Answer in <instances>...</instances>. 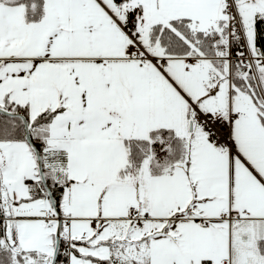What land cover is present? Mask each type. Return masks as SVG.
I'll return each mask as SVG.
<instances>
[{"label": "crops", "instance_id": "crops-1", "mask_svg": "<svg viewBox=\"0 0 264 264\" xmlns=\"http://www.w3.org/2000/svg\"><path fill=\"white\" fill-rule=\"evenodd\" d=\"M102 4L43 0V16L33 23L25 20L23 5L0 4V105L5 99L27 104L30 119L54 110L46 145L67 154L69 182L59 211L67 223L68 264L117 261L110 244L113 236L128 240L148 264H199L202 259L233 264L232 253L228 261L233 225H250L256 238L264 224V105L262 111L250 113L253 118L233 121L230 158L198 126L193 129L197 124L186 109L192 101L186 93L178 96L172 86L165 88L169 96H177L169 97L172 105L165 109L171 123H160L163 115L158 113L152 120L149 107L146 115L137 114L144 110L138 99L151 94L135 89L140 86L136 76L146 72L149 63L123 56L120 28L127 12L134 10L145 27L185 17L195 30L206 32L226 20L223 0H149L145 6L153 16L150 23L138 17L143 4L118 12ZM193 14L204 19L193 20ZM176 57L198 63L194 74L199 75V67L213 71L212 58L199 49ZM148 77L146 73L151 83ZM212 96L217 101L216 92ZM158 128H170L181 138L185 161L152 174L145 158L136 169L126 170L128 140L148 139ZM25 178H39L36 157L26 141H0V189L9 211L6 216L4 207L3 219L11 227L14 249L37 251L48 260L54 247V212L48 196H29ZM130 205L148 211L152 219L146 230L134 228L127 217ZM229 212L240 217L228 222ZM170 217L179 219L176 231L168 228L171 220L165 218ZM200 218L207 219L209 227L199 226Z\"/></svg>", "mask_w": 264, "mask_h": 264}, {"label": "trees", "instance_id": "trees-1", "mask_svg": "<svg viewBox=\"0 0 264 264\" xmlns=\"http://www.w3.org/2000/svg\"><path fill=\"white\" fill-rule=\"evenodd\" d=\"M127 1L114 0L115 4L119 6ZM223 3L226 20L224 22L221 21L217 28L206 32L195 30L191 26L190 20L185 17L173 18L167 23L158 21L150 26L148 32L149 42L152 45L160 46L163 53L171 56H181L199 49L201 53L212 58L211 61L217 69L224 71V60L226 61V59L218 58L219 52L222 53L224 48H226L224 45L227 22L225 0H223ZM235 3L238 10H240L239 0H235ZM0 4L23 5L24 17L28 23L38 21L43 16V0H0ZM133 11H128L127 16H135ZM244 27L248 37L251 38L255 52L264 56V10L262 12H254L251 22ZM234 53H236V49L233 46ZM231 64V82L233 85L231 90L233 92L241 90L254 98L257 97V90L249 68L243 66L238 59H234ZM260 74L261 86L264 92V65L260 66ZM0 107L11 112L21 113L27 119L30 137L40 152L45 180L50 188L54 202L60 210L63 191L69 182L66 171L67 154L65 150L49 149L46 145L48 124L55 111L45 109L33 119H30L27 104H20L5 99ZM14 140L26 141L23 120L18 116L0 113V141ZM30 150L34 154L31 148ZM145 158L149 159L150 172L156 174L164 172L165 169L173 167L176 163L185 161V148L181 138L172 129L158 128L151 131L148 139L135 138L128 140V164L126 170L136 169ZM24 181L29 186V196L31 198L48 196L40 177L37 180L25 178ZM3 216L4 208L2 207L0 189V264H49L52 254L49 256L50 259L47 260V256L37 251H15L12 249L6 238V223ZM61 217H63L62 214ZM261 231L260 228H257L256 246L258 252L264 257V237L261 236ZM60 235L61 239L54 264H68V239L63 219ZM108 264L119 263L117 261H109ZM128 264L148 263L130 260ZM199 264H212V262L208 259H202Z\"/></svg>", "mask_w": 264, "mask_h": 264}, {"label": "rangeland", "instance_id": "rangeland-1", "mask_svg": "<svg viewBox=\"0 0 264 264\" xmlns=\"http://www.w3.org/2000/svg\"><path fill=\"white\" fill-rule=\"evenodd\" d=\"M102 5H104L106 8L111 9L114 11H119L120 9H123L124 11L133 9L134 7H137L139 4H143L144 9L142 13L138 12V17L144 20V23H150L153 21V16H149L147 13V8L145 6L146 3H149V0H128L121 6L114 3L113 0H99ZM240 5V11L243 17L244 25L247 26L251 21V9H255L254 12H261L264 9V0H239ZM253 12V13H254ZM193 14V20H199L204 19V15H198ZM152 19V20H151ZM145 24H140L139 31L141 32L139 42L145 46L146 51L150 54L154 55L156 58V61L159 60L161 56H164L167 58L169 67L165 68L163 71L158 69L152 62H146V72L140 70L137 74V78L139 79L140 86L138 88H135L136 90H139L140 94L144 92L145 90H149L147 93L151 94L147 95L146 98L145 94L142 95V98L140 97L138 99V104H140V107H142V112H137V114H143L146 115L148 112L149 107V114L152 117V120L154 118V115H163L161 118L160 123H171L169 119V115L167 111L165 110L167 105H172V100H170L169 97H175L177 96L175 94H169L165 92V88L168 86H172L175 93L178 96H182V93H186L188 97H190L191 101L188 104H186V109L191 111V107L193 105H196L201 109H215L219 110L220 108L227 107L230 105L232 109L238 110V116L237 118H253V114L256 110L259 112L262 111V107L264 105V97L262 93L259 91V89L256 87L255 81L254 86L257 90V97H252L249 94L243 93L241 90H236V92H233L230 87H232V83L230 79L232 80L231 76V65L227 63V61L224 60L225 54H226V48L222 51V53L219 52V57L224 60V71L217 69L214 65L212 68V73L210 71H204L202 67H199V75L197 73L194 74V68L197 66L198 63L195 61L187 62L184 58H178L176 56L167 55L162 52V49L158 45H153L149 42L148 39V32L150 30L151 24L148 25V27L144 26ZM147 29V30H146ZM132 60H134L132 58ZM137 63L138 60H134ZM207 63V61H205ZM202 69V70H201ZM210 72V73H209ZM148 73L151 83L147 81V78H145V74ZM212 74V75H211ZM258 76L259 80L261 82V74H260V67H258ZM254 80V79H253ZM206 87H208L206 89ZM157 89H162L164 94L157 93ZM216 92L217 94V101L213 99L212 92ZM197 99H199L201 102H198ZM255 100V101H253ZM219 102V103H218ZM137 103V101H136ZM145 104V105H144ZM223 104V106H221ZM136 105V106H137ZM215 105L221 106L220 108L216 109L213 108ZM161 106V107H159ZM167 113V114H166ZM264 114V111H262L261 115ZM167 115V116H166ZM167 117V118H166ZM237 118H233L230 124V138L232 143L234 144L233 140V121ZM197 125L193 124V129L197 130ZM180 132L185 130V127L179 128ZM186 131V130H185ZM189 131H187V134ZM184 133V132H183ZM181 133V134H183ZM197 135V134H195ZM231 154H233V150L230 153H226L227 158H230ZM118 159V158H117ZM229 162V159H227ZM112 161L114 164L116 163V155L113 154ZM123 161V160H122ZM125 161L127 162L126 158ZM126 165V164H125ZM228 168L230 169V163H228ZM123 169V166L121 170ZM117 168H114L112 173L116 172ZM230 181V178H229ZM2 201V198H1ZM235 224L233 225V229L230 231V239H229V248L230 252L228 254V261L230 263V257L231 253L233 254V264H264V257L257 251L256 249V238H253L254 231L252 227L249 225H243L238 226L239 228H235ZM259 226V225H258ZM67 226L65 225V230ZM260 229L262 230V237H264V224L260 226ZM102 228H98V232H102ZM67 233V232H66ZM229 234V233H228ZM9 243H11V240L7 237ZM110 244L112 247V253H113V259H117L119 264H128V261L130 258H135L140 261L145 260L144 256L141 255V253L135 251L130 244L128 243V240L125 241L122 238L118 237H112L110 239ZM232 249V251H231ZM230 258V259H229Z\"/></svg>", "mask_w": 264, "mask_h": 264}, {"label": "built area", "instance_id": "built-area-1", "mask_svg": "<svg viewBox=\"0 0 264 264\" xmlns=\"http://www.w3.org/2000/svg\"><path fill=\"white\" fill-rule=\"evenodd\" d=\"M226 2V54L225 59L227 63L231 64L234 59H238L239 62L249 68L252 77L255 81L256 87L262 93L261 82L258 76V67L264 64V56L258 55L254 52L251 41L246 33L242 18L239 10L236 6L235 0H225ZM139 22L135 17H130L121 25V30L124 33L126 41L123 45V55L126 58H133L138 60L141 65L146 62H152L158 69L164 70L168 65L166 57H160L158 61L154 55L146 51L144 45L139 42L140 33L138 29ZM233 46L236 49V53L233 54ZM190 61V58L188 59ZM231 81V79H230ZM238 114L233 111L229 106L220 110L201 109L195 105L192 106V118L197 126L207 135L211 143L221 152L230 153L233 150V143L230 138V124L233 118H236ZM2 199L5 197V192H1ZM127 217L133 222V226L138 231H144L148 227L151 221V216L148 211L139 209L135 205H130L127 208ZM239 218L240 214L232 215L228 213L227 221L231 219ZM169 225L170 231H176L178 226V218L170 217ZM197 223L201 227H209V221L204 218L196 219ZM96 220L92 219V226L94 227ZM227 264V263H223Z\"/></svg>", "mask_w": 264, "mask_h": 264}, {"label": "water", "instance_id": "water-1", "mask_svg": "<svg viewBox=\"0 0 264 264\" xmlns=\"http://www.w3.org/2000/svg\"><path fill=\"white\" fill-rule=\"evenodd\" d=\"M0 113L1 114H6V115H10V116H18V117H20L23 120L24 129H25V140H26L27 144H29L30 148L34 151L40 179H41V181H42V183H43V185L45 187V190L47 192L48 198H49V200L51 202V205H52L53 212H54V214L56 216V227H55V232H54V247H53L52 257H51L50 262H49V264H54L55 260H56L58 247H59V242H60V239H61L60 230H61L62 222H61L60 211H59L58 207L56 206V204L54 202V199H53V196L51 194L50 188H49V186H48V184H47V182L45 180L40 152H39L38 148L36 147V145L32 142V139H31L30 134H29L28 122H27V119L25 118L24 115H22L21 113L8 111V110L3 109L1 107H0ZM3 205L6 208L5 214L8 216L9 215V211L7 209V205L4 202H3ZM6 237H8L9 240H11L10 244H12L13 240H12V236H11V227L10 226H7V228H6Z\"/></svg>", "mask_w": 264, "mask_h": 264}]
</instances>
